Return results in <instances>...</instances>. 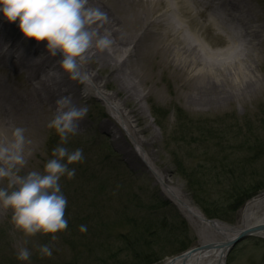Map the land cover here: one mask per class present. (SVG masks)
Segmentation results:
<instances>
[{"label":"rangeland","instance_id":"374dc122","mask_svg":"<svg viewBox=\"0 0 264 264\" xmlns=\"http://www.w3.org/2000/svg\"><path fill=\"white\" fill-rule=\"evenodd\" d=\"M177 1L174 14H167L175 27L169 29L164 20L162 30L169 31L172 40L171 35L176 34L172 29H177L176 35L184 38L188 47H194L191 57L215 63L217 74L182 87L170 68L161 70L153 62L151 82L135 85V90L149 91L147 98L140 97V128L149 127L140 137L153 140L141 147L155 170L174 189L182 190L207 220L233 226L243 206L264 194L261 191L237 212L230 211L242 191L264 185V0H246L253 11L255 24L252 21L251 27L257 29L251 37L254 46L249 47L242 42L240 25L227 21L215 0H203L205 5H198L195 0ZM157 7L155 15L166 13L167 5ZM197 11H204L207 17L215 14L224 27L235 30V61L225 55L232 46L228 36L205 26V15H197ZM101 31L103 27L96 30L97 34ZM133 38L140 39L135 35ZM228 61L234 64L229 67ZM108 72L105 70L102 75ZM213 77L219 80L216 88L202 91L201 86L208 88ZM114 88L112 82L105 92L110 94ZM77 89V107H88L77 133L62 144L56 132L47 127L51 117L41 129L40 145L30 150L32 155L19 173L42 171L46 162L54 158L52 152L58 146L69 151L83 150V160L69 165L75 169V176H64L59 181L67 198V228L55 234V241L50 238L53 234L25 237L11 223V211L0 209V264H163L175 256L179 247L187 246L188 251L200 245L195 227L163 194L148 168L128 156L130 147L136 150L133 141L124 134L126 146H122V138L114 133L109 137L100 128L107 124L106 119L117 120L108 104L87 86L83 76ZM212 90L215 96L211 95ZM127 107L135 108L131 102ZM6 184L7 181L0 182V187ZM203 207L215 213L219 209L225 212L219 213L218 219H209ZM81 225L87 226L86 232L79 231ZM255 234L234 245L225 264H264V236ZM208 237L212 239L211 235ZM45 244L52 248L51 257L42 258L39 253ZM21 247L30 250L29 261L17 260ZM135 254L140 261L135 262Z\"/></svg>","mask_w":264,"mask_h":264},{"label":"bare ground","instance_id":"6f19581e","mask_svg":"<svg viewBox=\"0 0 264 264\" xmlns=\"http://www.w3.org/2000/svg\"><path fill=\"white\" fill-rule=\"evenodd\" d=\"M195 1L198 5H205L203 0ZM177 2V0H88L86 7L102 14L100 20L90 25V31L103 27L104 31L98 33V36L107 34L111 44L104 50L92 47L81 58H77L76 79L69 78V75L59 68L61 60L59 55L56 57L48 55L44 48L45 41L37 43L31 39L26 40L19 32L16 22L8 23L0 18V142L11 139L14 127H24L26 137L31 136L27 139L33 141L31 146L26 145L25 151L36 150L41 143L40 134L44 123L56 114V101L62 96H70L72 106L77 107V103L80 102L77 88L83 76L87 86L93 88L96 95L108 104L109 112L117 116V120L106 119L107 124L100 127L102 131L109 137L113 133L114 136L118 135L123 140L121 145L124 146H126L124 134L133 141L136 150H132L128 144L130 147L128 156L137 164L142 163L148 168L163 194L195 227L198 234L200 245L166 260L163 264H225L228 244L239 233L264 225V194L243 206L237 223L233 226L218 221H207L182 190L174 189L170 181L155 170L146 151L142 149L151 143V139L153 140L152 137L149 141L140 137L149 128L148 126L140 128L139 122L143 114L140 97L147 98L149 91L142 93L139 89L135 90V85L138 86L140 82H151L150 80L154 78L153 72L150 71L152 63L155 62L161 70L170 68L174 79L179 80L182 87L190 81L210 78L217 74L215 63L206 62L204 58L191 57V52L194 53L195 49L192 45L188 47L184 38L176 35L177 29H172L176 32L171 35L172 40L169 38V31L162 30L164 24L161 22L164 20L169 29L175 27L167 14L171 12L174 14L176 10L173 5ZM215 2L224 10L227 21L240 25L239 33L244 34L242 42H245L247 47L254 46L251 37L253 33L256 35L257 29L251 27L253 11L250 3L246 0ZM162 3L167 5L166 13H163L166 15H155L159 10L157 6ZM195 13L205 15L207 20L205 26H211L228 36L232 46L228 49L231 52L226 51L225 55H229L228 60L235 61L238 57L237 46L234 44L237 37L235 30L228 26L224 27L219 16L215 14L207 17L204 11ZM157 26L159 29H156ZM140 29L144 30L138 34ZM133 35L141 40L134 39ZM203 52L208 55L206 51ZM233 61H228L229 67L234 64ZM105 70L109 72L103 76L102 72ZM43 73L44 77H41ZM218 81L213 77V83L208 88L206 85L201 86L202 91L216 88ZM112 82L115 83V88L108 94L105 90ZM215 93L211 91L212 96H215ZM118 97H121L120 100ZM130 102L135 106L133 110H127ZM118 124L120 128L117 127ZM109 126L116 131H112ZM257 234L264 236V231ZM209 235L212 239L208 237Z\"/></svg>","mask_w":264,"mask_h":264},{"label":"clouds","instance_id":"9594fccd","mask_svg":"<svg viewBox=\"0 0 264 264\" xmlns=\"http://www.w3.org/2000/svg\"><path fill=\"white\" fill-rule=\"evenodd\" d=\"M88 0H0V18L8 23L16 22L23 38L39 43L45 41V51L51 57L60 56L59 68L69 78L78 76V59L90 48L104 50L109 47V36H98L89 27L100 20L102 14L87 8ZM55 116L47 127L53 129L62 144H67L70 135H75L79 122L83 120L88 107L72 106L70 96H62L56 101ZM24 127H14L11 139L0 142V182L7 181L0 187V209L11 211V223L25 237L36 234H53L55 241L58 232L67 228L65 209L67 198L59 183L61 177L72 179L75 169L69 165L83 160V150L77 148L69 151L64 146L53 149L52 156L42 171H31L20 175L27 164L31 151L25 148L31 141L25 135ZM79 231H87L81 225ZM41 257H51L52 248L45 244L40 246ZM31 252L21 247L16 258L29 261Z\"/></svg>","mask_w":264,"mask_h":264},{"label":"trees","instance_id":"16d2710c","mask_svg":"<svg viewBox=\"0 0 264 264\" xmlns=\"http://www.w3.org/2000/svg\"><path fill=\"white\" fill-rule=\"evenodd\" d=\"M183 175V174H182ZM261 191H264V185H262L261 187L256 186L255 188H248L245 191H242L240 193V195L238 196L235 206L230 208V211H233L234 213L237 212V210L242 206V204L245 201H248L249 199L255 197L258 193H260ZM204 212L206 213L207 218L209 219H218L219 213H223L225 212V210H218L216 213L212 212V210H210L209 208H205L203 207ZM188 247H179L178 250L175 251V255L182 253L183 251H185ZM136 258H135V262L136 260L140 261V257L135 254ZM142 261H144V258L142 257Z\"/></svg>","mask_w":264,"mask_h":264},{"label":"water","instance_id":"95a60500","mask_svg":"<svg viewBox=\"0 0 264 264\" xmlns=\"http://www.w3.org/2000/svg\"><path fill=\"white\" fill-rule=\"evenodd\" d=\"M207 221H210V220H207ZM264 231V225H260V226H257L249 231H244V232H241L239 233L235 239H233V241H231L229 244H228V253L230 252V250L234 247V245H236L237 243H239L240 241H242L244 238H247V237H251L253 236L255 233H258V232H263ZM207 247V246H205Z\"/></svg>","mask_w":264,"mask_h":264}]
</instances>
